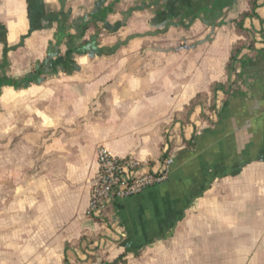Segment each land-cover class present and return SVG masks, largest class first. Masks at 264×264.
<instances>
[{"label":"crops","instance_id":"obj_1","mask_svg":"<svg viewBox=\"0 0 264 264\" xmlns=\"http://www.w3.org/2000/svg\"><path fill=\"white\" fill-rule=\"evenodd\" d=\"M4 63L0 264H264V0H0ZM100 146L173 163L90 218Z\"/></svg>","mask_w":264,"mask_h":264},{"label":"built area","instance_id":"obj_2","mask_svg":"<svg viewBox=\"0 0 264 264\" xmlns=\"http://www.w3.org/2000/svg\"><path fill=\"white\" fill-rule=\"evenodd\" d=\"M96 163L97 173L91 183L86 212L90 218L101 217L104 209L115 199L134 196L145 188L164 181L173 158H165L158 171H148L145 163L131 157L114 156L100 146L96 150ZM97 264L107 263L100 260Z\"/></svg>","mask_w":264,"mask_h":264},{"label":"trees","instance_id":"obj_3","mask_svg":"<svg viewBox=\"0 0 264 264\" xmlns=\"http://www.w3.org/2000/svg\"><path fill=\"white\" fill-rule=\"evenodd\" d=\"M253 7L252 9L256 6V3L253 1L252 3ZM85 29V27L83 28V30ZM83 33V31H82ZM73 39V37H68V41L71 42ZM244 64L245 61H242L240 58H237V54H232V56L230 57V61L227 65V70L228 73L234 72L236 71L237 67L239 64ZM7 64H0V87L7 85V86H13L15 88H20L23 87L27 84H29L30 82L33 81H37L38 76L42 73V66L39 65L37 69L33 70L30 74L26 75L25 77L21 78V79H14V78H10L8 76H6L5 74V66ZM238 87H240L239 85L242 83V79L240 76H236V78L234 79V82ZM221 87V85L218 86H214V91L218 88ZM237 93V90H233L231 92V94ZM199 98V96H198ZM122 258H119V261H121Z\"/></svg>","mask_w":264,"mask_h":264}]
</instances>
